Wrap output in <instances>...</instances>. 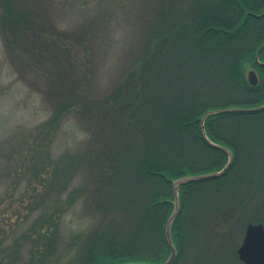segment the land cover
Segmentation results:
<instances>
[{
  "label": "trees",
  "instance_id": "trees-1",
  "mask_svg": "<svg viewBox=\"0 0 264 264\" xmlns=\"http://www.w3.org/2000/svg\"><path fill=\"white\" fill-rule=\"evenodd\" d=\"M93 1L98 25L118 0ZM45 2L0 0L8 57L20 74V59L29 72L42 64L40 81L27 83L50 107L29 133L0 142V264L7 258L16 264L23 255V264L60 262V223L82 201L97 221L88 236L66 244L68 250L79 244V264H162L169 255L172 180L219 170L227 161L202 136V116L264 104V1L152 0L126 65L104 90L93 82L92 29L59 28ZM250 68L258 75L255 86L246 79ZM68 116L87 136L81 147L53 155ZM204 129L233 157L222 174L179 186L171 227L179 254L187 235L194 241L207 228L216 231L206 226L210 221L227 224L245 207L264 205V107L210 114ZM77 172L85 175L81 184L74 183ZM249 214L251 221L261 211ZM28 221L22 235L7 236Z\"/></svg>",
  "mask_w": 264,
  "mask_h": 264
},
{
  "label": "rangeland",
  "instance_id": "rangeland-1",
  "mask_svg": "<svg viewBox=\"0 0 264 264\" xmlns=\"http://www.w3.org/2000/svg\"><path fill=\"white\" fill-rule=\"evenodd\" d=\"M43 6L53 13L56 26L61 29L72 30L88 25L92 29L95 46L90 66L97 72L93 82L96 88L104 90L112 87L113 80L126 65L129 49L137 41L140 30H143V20L147 18V12L152 10L153 2L152 0H118L113 14L110 17L100 15L98 20L101 24L98 25H95L98 11L93 0H79V2L77 0H46ZM16 63L21 65V74L8 57L0 31V142L9 139L10 136L15 142L20 138L15 136V133H29L35 125L46 118L50 111L45 99H42V93L27 83L35 77L40 81L38 68L42 64L38 63L37 69L32 70L33 74L27 69L24 59ZM250 69H246V79ZM72 118L74 117H66L57 131L51 146L53 155L66 149H77L85 141L86 132ZM84 176L82 172H77L74 183L81 184ZM23 189L21 186L16 191H23ZM4 190L5 187L0 186V194ZM82 202L67 210L60 223L59 228L62 234L60 249L63 248L62 250L65 251L57 264H79L80 259L77 257L79 244L74 243L70 250L66 248V244L69 246L72 239L78 235L88 236L87 232L96 225L97 220L83 212ZM245 208L241 213L237 212L234 219L227 224L221 220L212 221L213 223L210 221L206 224L208 227L216 225L218 227L216 231L214 228H207L206 233H200L193 238L194 241L187 235L185 252L181 254L177 252L173 262L175 264H243L238 259L236 250L244 236L245 226L250 221L249 217L252 216L249 211L259 209L261 211L259 217L262 218L261 215L264 217V205H249ZM257 218L251 222L260 220L264 225V220ZM29 223L31 222L20 223L16 228L9 230L7 236L12 239L22 235ZM214 231L217 234L214 233L211 236L210 233ZM25 258L26 256L23 255V260L20 259L16 264H23ZM9 259H6L5 264H11L8 262Z\"/></svg>",
  "mask_w": 264,
  "mask_h": 264
},
{
  "label": "water",
  "instance_id": "water-1",
  "mask_svg": "<svg viewBox=\"0 0 264 264\" xmlns=\"http://www.w3.org/2000/svg\"><path fill=\"white\" fill-rule=\"evenodd\" d=\"M247 81L251 86L257 85L258 76L254 69L248 70ZM263 107H264V104H261L256 107H249V108L228 107V108L212 109V110L207 111L202 116L201 124H200L202 136L210 145L222 149L227 154V161L223 165V167L219 170L200 173V174L184 175V176H181V177H178L172 180L173 209L168 219L166 220V224H165V239L169 247V255L167 256V258L162 264H172V262L175 260L176 255H177V249L171 237V227H172L173 221L180 207L179 186L189 181L201 180V179H206V178H210L213 176H218L226 170V168L229 166V164L232 161L233 154L231 150H229L225 146H222L220 144H217L211 141L207 137L205 129H204V119L206 118V116L210 114L227 112V111H232V110L259 109ZM236 252H237L238 258L245 264H264V225L261 222H248L246 224L245 230H244V236ZM124 264H153V263L128 262Z\"/></svg>",
  "mask_w": 264,
  "mask_h": 264
},
{
  "label": "flooded vegetation",
  "instance_id": "flooded-vegetation-1",
  "mask_svg": "<svg viewBox=\"0 0 264 264\" xmlns=\"http://www.w3.org/2000/svg\"><path fill=\"white\" fill-rule=\"evenodd\" d=\"M172 264H174V262Z\"/></svg>",
  "mask_w": 264,
  "mask_h": 264
}]
</instances>
